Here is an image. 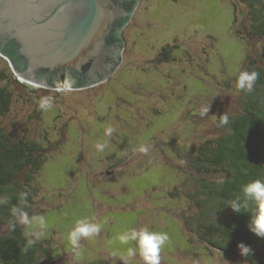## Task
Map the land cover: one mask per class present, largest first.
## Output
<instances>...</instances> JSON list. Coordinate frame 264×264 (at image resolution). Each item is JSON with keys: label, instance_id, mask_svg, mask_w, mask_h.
<instances>
[{"label": "rangeland", "instance_id": "rangeland-1", "mask_svg": "<svg viewBox=\"0 0 264 264\" xmlns=\"http://www.w3.org/2000/svg\"><path fill=\"white\" fill-rule=\"evenodd\" d=\"M234 17L232 0H139L121 32L122 62L107 81L86 89H49L60 92L67 105L45 111L40 134L58 126L57 136L67 125L68 140L44 167L38 181L44 214L26 224V231L54 238V264H125L122 257L136 243L122 245L118 236L144 227L169 236L160 264H233L209 256L200 243L187 246L177 217L182 205L169 193L188 171L173 143L191 152L221 133L222 115L240 111L231 91L243 67L244 43L235 36ZM166 45L177 48L176 59L159 65ZM250 50L258 59L259 45ZM109 125L115 129L110 137L104 135ZM97 143H106L103 152ZM85 219L101 224V232L82 239L74 251L68 233ZM128 264L144 261L137 252Z\"/></svg>", "mask_w": 264, "mask_h": 264}, {"label": "trees", "instance_id": "trees-1", "mask_svg": "<svg viewBox=\"0 0 264 264\" xmlns=\"http://www.w3.org/2000/svg\"><path fill=\"white\" fill-rule=\"evenodd\" d=\"M232 3L235 36L244 43L241 71H255L259 76L250 93L238 89L237 78L233 79L231 95L240 99L241 108L228 116L226 125L218 123L221 133L191 152L180 150L173 143L176 159L188 171L182 172L180 186L169 197L182 205L177 217L187 246L200 243L209 256L218 254L233 264H264V237L249 230L255 203L242 192L246 183L264 180V0ZM252 45H259L258 59L250 50ZM176 49L164 46L158 53V64L174 61ZM49 95L54 98L53 106L67 105L60 92L20 81L10 62L0 56V264L55 263L51 258L54 238H41L24 251L30 233L26 224L11 215L14 206L22 207L30 220L44 214L38 203L42 193L38 181L44 167L68 140L67 125L61 127L57 136L54 132L58 126L48 127L40 134L45 110L39 108V102ZM237 198L244 205L239 212L229 205ZM241 243L252 254L241 255Z\"/></svg>", "mask_w": 264, "mask_h": 264}, {"label": "water", "instance_id": "water-1", "mask_svg": "<svg viewBox=\"0 0 264 264\" xmlns=\"http://www.w3.org/2000/svg\"><path fill=\"white\" fill-rule=\"evenodd\" d=\"M139 0H0V56L19 80L86 89L122 62L121 32Z\"/></svg>", "mask_w": 264, "mask_h": 264}, {"label": "clouds", "instance_id": "clouds-1", "mask_svg": "<svg viewBox=\"0 0 264 264\" xmlns=\"http://www.w3.org/2000/svg\"><path fill=\"white\" fill-rule=\"evenodd\" d=\"M258 76L259 74L255 71H241L236 80V87L250 93L253 91V86ZM53 99L51 96L42 97L39 102V108L45 111L51 109ZM228 120L229 118L226 114L220 117V123L222 125H226ZM114 131L115 129L109 125L105 128L104 135L110 137ZM106 146V143H97L95 145L96 149L101 152L104 151ZM139 151L147 152V148L141 146ZM242 192L248 200L255 203V208L252 211L249 223V230L258 237H264V180L257 179L246 183L242 188ZM229 205L236 212L244 209V205L239 198L231 201ZM11 215L22 224L32 223V220L29 219L28 214L22 207H12ZM38 221L41 229H43L45 224L44 218L39 217ZM101 227V224L86 219L76 221L75 226L68 233V241L73 250L76 251L79 249L82 239H90L98 236L101 232ZM42 235L43 231L30 233L26 238L24 251L32 248L41 239ZM118 239L122 245L129 244L130 241L136 243V247H129L127 249L126 258L122 257L125 260V264H128V261L137 255V252L142 257L144 264H160L161 249L169 241V236L166 232L151 231L147 227H144L139 230L133 228L125 231L118 236ZM238 248L243 256L249 253L252 254L251 249L243 243L239 244Z\"/></svg>", "mask_w": 264, "mask_h": 264}]
</instances>
